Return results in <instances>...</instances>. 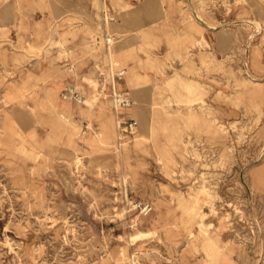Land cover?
I'll use <instances>...</instances> for the list:
<instances>
[{
  "label": "rangeland",
  "instance_id": "374dc122",
  "mask_svg": "<svg viewBox=\"0 0 264 264\" xmlns=\"http://www.w3.org/2000/svg\"><path fill=\"white\" fill-rule=\"evenodd\" d=\"M0 264H264V0H0Z\"/></svg>",
  "mask_w": 264,
  "mask_h": 264
},
{
  "label": "built area",
  "instance_id": "2783aa9c",
  "mask_svg": "<svg viewBox=\"0 0 264 264\" xmlns=\"http://www.w3.org/2000/svg\"><path fill=\"white\" fill-rule=\"evenodd\" d=\"M108 40H110V38H108ZM108 50H109V45L107 46ZM117 64H119V62H116ZM125 69L124 68H120L117 75L121 76L124 73ZM114 78V77H113ZM67 92L72 95V97L78 101L81 100V94L78 91H75L72 87L69 88V90L66 91V95ZM115 99L118 101L119 104H123V105H130L131 104V96L126 93V92H119L118 95H115ZM137 121L136 120H131V121H126L124 122L122 128L125 131H134L135 127L137 126ZM149 205L146 204L144 206L145 209H148Z\"/></svg>",
  "mask_w": 264,
  "mask_h": 264
},
{
  "label": "bare ground",
  "instance_id": "6f19581e",
  "mask_svg": "<svg viewBox=\"0 0 264 264\" xmlns=\"http://www.w3.org/2000/svg\"><path fill=\"white\" fill-rule=\"evenodd\" d=\"M116 91V90H115Z\"/></svg>",
  "mask_w": 264,
  "mask_h": 264
}]
</instances>
